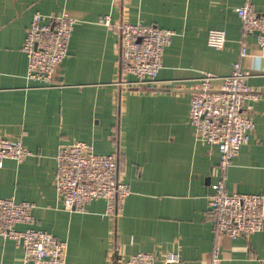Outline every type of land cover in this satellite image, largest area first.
Masks as SVG:
<instances>
[{
	"label": "crops",
	"instance_id": "obj_1",
	"mask_svg": "<svg viewBox=\"0 0 264 264\" xmlns=\"http://www.w3.org/2000/svg\"><path fill=\"white\" fill-rule=\"evenodd\" d=\"M244 0H0V134L33 151L21 161L0 160V197L33 203L32 226L66 242L67 264H122L143 251L156 264H207L217 245L219 264H264V226L254 233L215 239L209 209L221 176L219 151L195 137L190 96L204 72L218 89L239 58ZM264 15V0H253ZM35 12L74 19L65 58L53 81L26 77L22 46ZM109 14L112 24L99 18ZM174 31L152 89H138L120 67V22ZM222 29L221 48L207 44ZM240 59L257 94L247 111L254 127L226 170L227 191L264 193V51L256 33L244 38ZM85 141L96 153H115L117 178L130 194L115 213L106 201L82 211L65 209L55 191V154L64 142ZM24 224H17L22 230ZM176 251L178 261L165 263ZM22 247L0 236V264H21Z\"/></svg>",
	"mask_w": 264,
	"mask_h": 264
},
{
	"label": "built area",
	"instance_id": "obj_2",
	"mask_svg": "<svg viewBox=\"0 0 264 264\" xmlns=\"http://www.w3.org/2000/svg\"><path fill=\"white\" fill-rule=\"evenodd\" d=\"M115 1V0H114ZM253 0H244L235 8L241 22L239 58L228 75L221 78L218 89H211L214 76L204 72L190 96L188 117L195 137L214 144L219 151L220 178L212 184L209 209L215 239L220 235L235 238L259 231L264 226V193L229 192L225 187L226 170L241 145L249 140L254 127L247 111L257 94L247 84L248 71L240 59L248 54L244 38L256 33L258 47L264 51V15L255 12ZM112 24L109 14L99 18ZM74 19L65 13L47 15L35 12L27 28L22 49L27 57L26 77L39 85L49 86L59 63L65 58ZM120 67L131 74L138 89H152L163 67L165 48L174 31L142 22H120ZM226 39L222 29H209L207 44L221 48ZM33 151L20 140L0 134V160L21 161ZM115 153H96L85 141L61 143L55 154V191L63 207L84 210L92 200L103 198L107 213H115L130 194L129 185L117 178ZM33 203L0 197V236L12 238L22 247L21 264H67L66 242L50 232L32 226ZM17 224H24L22 230ZM165 263L180 259L176 251L164 253ZM219 248L215 244L207 264H219ZM122 264H156L150 252L129 255Z\"/></svg>",
	"mask_w": 264,
	"mask_h": 264
}]
</instances>
